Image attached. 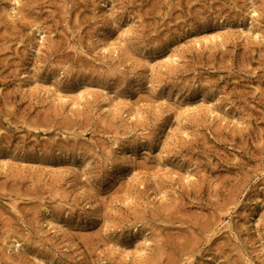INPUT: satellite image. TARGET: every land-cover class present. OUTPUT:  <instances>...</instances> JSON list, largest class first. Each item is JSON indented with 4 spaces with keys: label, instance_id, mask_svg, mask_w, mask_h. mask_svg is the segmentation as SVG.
<instances>
[{
    "label": "rangeland",
    "instance_id": "rangeland-1",
    "mask_svg": "<svg viewBox=\"0 0 264 264\" xmlns=\"http://www.w3.org/2000/svg\"><path fill=\"white\" fill-rule=\"evenodd\" d=\"M13 2L0 264H264V0Z\"/></svg>",
    "mask_w": 264,
    "mask_h": 264
},
{
    "label": "bare ground",
    "instance_id": "bare-ground-1",
    "mask_svg": "<svg viewBox=\"0 0 264 264\" xmlns=\"http://www.w3.org/2000/svg\"><path fill=\"white\" fill-rule=\"evenodd\" d=\"M20 2H21V0H14V9L20 4ZM13 9V8H12ZM44 38V37H43ZM109 38V37H108ZM110 39V38H109ZM109 39H107L106 40V42L104 43L105 44V48H108L110 45H111V43H110V41H109ZM54 221V220H53Z\"/></svg>",
    "mask_w": 264,
    "mask_h": 264
}]
</instances>
